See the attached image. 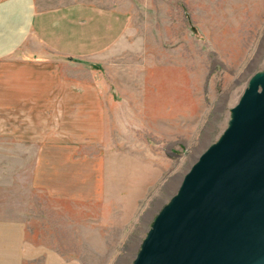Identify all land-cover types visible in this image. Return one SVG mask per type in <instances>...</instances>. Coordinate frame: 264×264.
Wrapping results in <instances>:
<instances>
[{
	"label": "rangeland",
	"instance_id": "rangeland-1",
	"mask_svg": "<svg viewBox=\"0 0 264 264\" xmlns=\"http://www.w3.org/2000/svg\"><path fill=\"white\" fill-rule=\"evenodd\" d=\"M83 1L122 11L124 34L67 70L91 86L70 147L0 144V216L22 224L0 227V264H134L264 71V0Z\"/></svg>",
	"mask_w": 264,
	"mask_h": 264
},
{
	"label": "water",
	"instance_id": "water-1",
	"mask_svg": "<svg viewBox=\"0 0 264 264\" xmlns=\"http://www.w3.org/2000/svg\"><path fill=\"white\" fill-rule=\"evenodd\" d=\"M134 264H264V71L159 211Z\"/></svg>",
	"mask_w": 264,
	"mask_h": 264
},
{
	"label": "crops",
	"instance_id": "crops-1",
	"mask_svg": "<svg viewBox=\"0 0 264 264\" xmlns=\"http://www.w3.org/2000/svg\"><path fill=\"white\" fill-rule=\"evenodd\" d=\"M123 34L122 11L87 1L0 0V144L43 150L68 140L61 124L73 126L75 101L91 86L67 70ZM0 227L22 224L3 215Z\"/></svg>",
	"mask_w": 264,
	"mask_h": 264
}]
</instances>
